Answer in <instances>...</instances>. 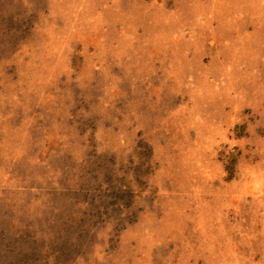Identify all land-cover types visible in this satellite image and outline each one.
Wrapping results in <instances>:
<instances>
[{"label": "rangeland", "instance_id": "rangeland-1", "mask_svg": "<svg viewBox=\"0 0 264 264\" xmlns=\"http://www.w3.org/2000/svg\"><path fill=\"white\" fill-rule=\"evenodd\" d=\"M0 264H264V0H0Z\"/></svg>", "mask_w": 264, "mask_h": 264}, {"label": "trees", "instance_id": "trees-1", "mask_svg": "<svg viewBox=\"0 0 264 264\" xmlns=\"http://www.w3.org/2000/svg\"><path fill=\"white\" fill-rule=\"evenodd\" d=\"M228 173H231V170L230 169L228 170Z\"/></svg>", "mask_w": 264, "mask_h": 264}]
</instances>
